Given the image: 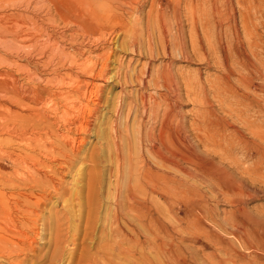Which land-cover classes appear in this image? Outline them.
Segmentation results:
<instances>
[{"label": "bare ground", "instance_id": "1", "mask_svg": "<svg viewBox=\"0 0 264 264\" xmlns=\"http://www.w3.org/2000/svg\"><path fill=\"white\" fill-rule=\"evenodd\" d=\"M114 2L106 8H114L115 13L126 5L132 7L126 1ZM45 15L35 13L26 33L36 38L44 32L53 41V48L48 54L42 46L32 52L20 44L25 39L17 38L16 76L0 86V260L4 264H126L117 257L127 260L131 254L135 258L143 255L146 215L141 193L178 188L169 174L152 175L153 168L172 173L179 169L189 179L235 190L242 187L239 175L264 171V132H257V120L252 118L245 127L244 122L242 131L233 119L236 137L226 146L229 136L216 128L218 121L212 116L210 104L200 100L204 111L199 120H193L194 128L189 129L178 107L185 103L182 87L188 88L192 82L188 76L175 73L172 63L113 75L109 64L111 47L100 48L101 40L80 26V31L56 27L48 34L43 23L53 16ZM189 18L190 44L182 25L177 24L179 36L173 41L159 36V49L150 41L145 52L151 58L176 55L188 62L204 61L208 68L218 65L226 70L223 80L230 84L233 73L243 65L231 49L227 50L230 55L226 63L219 49L222 43L231 44L236 16L222 14L210 21L192 13ZM198 24L202 37L194 34ZM217 28L221 31L214 36L219 39L213 42L210 36ZM235 33L239 36L238 31ZM252 54L255 59L261 57L256 51ZM111 79L122 86V94L104 97L101 87ZM221 81L222 78L212 85L219 89ZM130 84L138 86L131 97L125 94L126 89L124 92V86ZM150 87L158 95L149 93ZM93 136L97 145L90 152L85 147ZM248 136L250 142L246 141ZM200 147L205 148V153L200 152ZM235 152L257 165L245 166L243 159L234 157ZM79 163L82 168L78 177L65 184L63 177ZM50 204L53 211L48 218L37 213ZM60 204L61 209L54 210ZM132 221L138 225L135 249L128 238ZM47 235L48 248L44 250ZM30 253L32 258L19 259Z\"/></svg>", "mask_w": 264, "mask_h": 264}, {"label": "rangeland", "instance_id": "2", "mask_svg": "<svg viewBox=\"0 0 264 264\" xmlns=\"http://www.w3.org/2000/svg\"><path fill=\"white\" fill-rule=\"evenodd\" d=\"M114 1L116 0H0V86L11 82L16 76L14 61L17 59L15 57L17 38H21L22 41L25 39L20 44L24 47L23 49H30L32 52L42 46L48 54L53 48V41L48 35H44V32L36 38L28 37L26 33V28L30 24L29 19L35 13L50 14L48 16L53 18L49 17L51 20L43 23L47 27L48 34L53 33L56 27L68 32L72 29L73 32V30L80 31L77 27L80 26L87 34L101 40L100 48L111 47L109 64L113 75L115 72V75L122 76L125 72L132 73L148 66L156 69L172 63L175 73L188 76L192 85L188 88L182 87V100L184 99L185 103L179 105L178 111L181 116L183 114L180 118L189 129L194 128L193 120L195 122L196 119L199 120L200 114L204 111V104L201 102L206 101L210 104L214 120L218 121H216L217 124L215 123L216 128L229 136V143H226V146L235 139L234 136L236 137L233 131L235 123H238L236 124L238 127L241 125L239 129L243 131L246 123L254 119L258 123L257 132H264V124H262L264 122V0H120L132 4V7L126 5L119 13H115L114 8H106L109 3H115ZM192 13L207 17L210 21H215V17L222 14L236 16L237 23L233 26L234 37L231 44L222 43L219 49V55L226 63L229 62L230 55L227 50L231 49V54H237L239 62L243 65L239 72H236V69L233 73L230 84L226 82V79L223 80L226 70L222 71L218 65L208 68L204 61L188 62L176 55L168 57V55L159 54L160 56L156 55L157 58H151L145 52L150 41L156 49L160 47L161 36L173 41L175 36H179L177 33L179 24L182 25L190 44L192 21L189 16ZM201 29V24H198L194 34L202 37ZM219 31L221 28L212 29L211 41L215 42L219 39L214 36ZM236 31L239 32V36L235 33ZM129 33L133 34L130 36ZM109 36V40H106ZM163 41L167 40L163 39ZM140 47L142 51L139 50ZM253 51L261 57L255 59ZM220 78L222 83L218 89L212 84L219 83ZM113 79L103 82L101 91L104 97L114 98L122 94V86ZM234 86L238 88V91ZM137 88L136 84H130L124 86V92L126 89L125 94L131 97L136 94ZM150 88L149 93L158 95L155 88ZM1 92L0 89V95ZM214 97L221 100H215ZM195 100L199 101L195 102ZM245 102L249 105L245 106ZM224 104L226 107L223 106ZM231 105L233 107H229ZM239 109L241 111H238ZM246 141L250 142L251 137L248 136ZM96 145L97 138L90 137L85 150L91 152ZM199 150L205 153L204 147H200ZM234 157L243 159L245 166L257 165L254 160H247L242 153L235 152ZM214 161L218 162L217 159ZM81 168L82 164H77L71 173L63 177L64 183L74 182ZM178 170L177 173H172L164 169H152V175L169 174L167 176L177 181L178 188L175 191L147 190L141 193L140 199L145 201L143 211L146 215L142 230L143 255L135 258V255L131 254L129 260H125L120 255L117 260L124 261L126 264H264V171L261 174L239 175L238 180L242 187L235 190L204 184L198 179L196 181L189 179L182 174L181 170ZM104 195L106 196L107 192ZM50 207H52L51 204L44 206L37 213L48 218L53 211ZM61 207L62 204L57 205L54 210H59ZM137 228V222L132 221L128 237L132 249H135ZM46 237L44 250L48 248L47 242L50 236ZM24 258L30 259L32 254L19 256V259ZM0 263L4 264L5 261L0 260Z\"/></svg>", "mask_w": 264, "mask_h": 264}]
</instances>
